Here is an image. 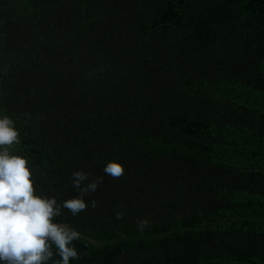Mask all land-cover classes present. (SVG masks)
Instances as JSON below:
<instances>
[{
  "label": "trees",
  "instance_id": "16d2710c",
  "mask_svg": "<svg viewBox=\"0 0 264 264\" xmlns=\"http://www.w3.org/2000/svg\"><path fill=\"white\" fill-rule=\"evenodd\" d=\"M4 115L39 196L125 168L70 264H264V0H0Z\"/></svg>",
  "mask_w": 264,
  "mask_h": 264
},
{
  "label": "clouds",
  "instance_id": "9594fccd",
  "mask_svg": "<svg viewBox=\"0 0 264 264\" xmlns=\"http://www.w3.org/2000/svg\"><path fill=\"white\" fill-rule=\"evenodd\" d=\"M20 144L15 121L8 115L0 116V264H70L79 259L73 242L81 234L54 220L62 209L73 216L87 210L85 197L98 190L103 176L120 179L125 168L109 161L102 169L104 175L92 180L84 170L73 171L71 182L78 195L58 203L55 198L36 194L28 158L14 154V146ZM90 203L93 209L97 207L96 200ZM115 218L123 220L125 213L116 211ZM148 225L147 219L137 220L140 231Z\"/></svg>",
  "mask_w": 264,
  "mask_h": 264
}]
</instances>
